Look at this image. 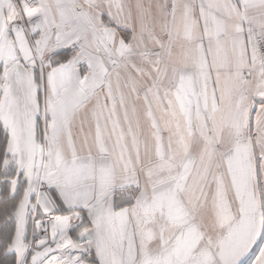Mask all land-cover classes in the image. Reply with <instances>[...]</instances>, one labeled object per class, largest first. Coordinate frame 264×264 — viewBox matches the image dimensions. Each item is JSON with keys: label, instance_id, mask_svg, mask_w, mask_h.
Returning a JSON list of instances; mask_svg holds the SVG:
<instances>
[{"label": "snow or ice", "instance_id": "obj_1", "mask_svg": "<svg viewBox=\"0 0 264 264\" xmlns=\"http://www.w3.org/2000/svg\"><path fill=\"white\" fill-rule=\"evenodd\" d=\"M0 264H264V0H0Z\"/></svg>", "mask_w": 264, "mask_h": 264}]
</instances>
